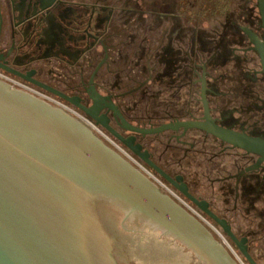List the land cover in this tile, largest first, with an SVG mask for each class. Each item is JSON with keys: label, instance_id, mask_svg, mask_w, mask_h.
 <instances>
[{"label": "flooded vegetation", "instance_id": "af4514ba", "mask_svg": "<svg viewBox=\"0 0 264 264\" xmlns=\"http://www.w3.org/2000/svg\"><path fill=\"white\" fill-rule=\"evenodd\" d=\"M18 1L5 18L0 49L10 68L30 72L48 88L3 71L79 110L167 182L106 127L134 137L151 162L181 177L189 193L247 238L249 253L264 264L259 156L197 129L184 136L182 130L141 132L201 119L204 94L217 124L264 139V74L243 31L263 35L257 0H241L238 11L230 8L207 26L197 12L184 10L195 7L191 0H53L46 13L35 0ZM249 166L255 169L248 172ZM180 194L237 250L213 218Z\"/></svg>", "mask_w": 264, "mask_h": 264}, {"label": "water", "instance_id": "95a60500", "mask_svg": "<svg viewBox=\"0 0 264 264\" xmlns=\"http://www.w3.org/2000/svg\"><path fill=\"white\" fill-rule=\"evenodd\" d=\"M35 2L46 13L54 1ZM16 3L0 0V42L5 18L11 7L17 11ZM257 8L262 37L248 27H243V31L264 74V0H257ZM7 57L0 49L1 70L48 88L30 72L10 68ZM202 99L205 110L201 119H178L141 132L182 130L184 136L197 129L232 148L258 155L257 165L263 163L264 139L217 124L204 94ZM93 118L98 120L95 115ZM106 128L213 218L247 263L258 264L248 251L247 238L239 239L229 222L209 209L207 201L189 193L181 177L173 178L151 162L141 146L134 145V137ZM253 169L246 168L248 172ZM98 205L122 211L125 229L147 231L152 227L172 235L203 264H240L205 224L83 122L0 79V264H121L113 253L111 238L94 212Z\"/></svg>", "mask_w": 264, "mask_h": 264}, {"label": "rangeland", "instance_id": "374dc122", "mask_svg": "<svg viewBox=\"0 0 264 264\" xmlns=\"http://www.w3.org/2000/svg\"><path fill=\"white\" fill-rule=\"evenodd\" d=\"M186 1L188 0H184L185 5ZM191 1L195 7L191 9L190 6H185L184 10L197 12L201 19H204L202 26H207L208 22L226 12L222 5L219 7V12L222 13L213 12L216 0ZM241 4V0H231L230 8L236 12ZM94 212L111 238L113 253L121 264H203L190 249L172 235H166L152 227L147 231L134 230L135 232L125 229L122 225L124 213L115 207L98 205L94 207ZM261 246L264 250V244ZM256 247L255 244L254 248ZM234 251L243 260L241 253L235 248Z\"/></svg>", "mask_w": 264, "mask_h": 264}, {"label": "built area", "instance_id": "2783aa9c", "mask_svg": "<svg viewBox=\"0 0 264 264\" xmlns=\"http://www.w3.org/2000/svg\"><path fill=\"white\" fill-rule=\"evenodd\" d=\"M0 79L13 88L25 91L49 104L52 106L58 107L75 117L76 119L83 122L87 127H89L98 137H101L105 142H107L112 148H114L116 151H118L122 156H124L127 160H129L134 166H136L138 169H140L142 172H144L146 175H148L164 192L169 194L171 197H173L177 202H179L182 206H184L190 213H192L194 216H196L203 224H205L217 237L218 240H220L222 243H224L227 248L233 253L235 258L239 261L240 264H247V262L243 259H240L236 252L234 251V246L232 243L226 239V237L223 235V233L214 226L202 213L200 210H198L194 205H192L188 200H186L178 191L173 189L167 182H165L160 177L154 175L151 173L147 168L136 158H134L128 150L120 146L118 143H116L114 140H112L108 135H106L99 127H97L90 119L85 117L79 110L71 107L66 102L42 91L41 89L35 87L32 84H29L17 77H14L5 71L0 69ZM243 258V257H242Z\"/></svg>", "mask_w": 264, "mask_h": 264}, {"label": "trees", "instance_id": "16d2710c", "mask_svg": "<svg viewBox=\"0 0 264 264\" xmlns=\"http://www.w3.org/2000/svg\"><path fill=\"white\" fill-rule=\"evenodd\" d=\"M221 1L223 2V4H220ZM230 3H231V0H216L214 2L216 7L214 8L213 12H215V13L219 12L220 11L219 7H221L220 5H222L226 11H229L230 10ZM219 13H222V12H219Z\"/></svg>", "mask_w": 264, "mask_h": 264}]
</instances>
